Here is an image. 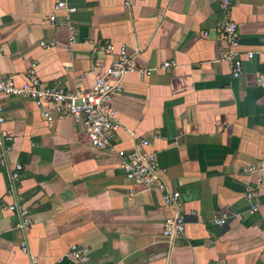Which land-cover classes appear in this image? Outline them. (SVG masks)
<instances>
[{
	"label": "crops",
	"instance_id": "0c3cea01",
	"mask_svg": "<svg viewBox=\"0 0 264 264\" xmlns=\"http://www.w3.org/2000/svg\"><path fill=\"white\" fill-rule=\"evenodd\" d=\"M57 1L0 0V77L20 84L33 67L45 85L87 88L120 46L151 74L123 76L112 150L92 148L71 118L47 124L28 98L2 99L10 140L2 136L0 159L5 149V161L22 169L9 194L0 165V264H72L71 245L88 247L90 264H264V94L254 85L264 74V0H237L231 12L239 51L253 53L239 78L212 30L225 17L218 0H65L73 13L54 11ZM93 41L113 43V54L94 51ZM166 61L174 67L157 70ZM141 138L180 193V238L162 234L173 209L161 194L129 182L120 166ZM17 199L32 221L26 233L6 209ZM223 216L227 224H215Z\"/></svg>",
	"mask_w": 264,
	"mask_h": 264
},
{
	"label": "built area",
	"instance_id": "2783aa9c",
	"mask_svg": "<svg viewBox=\"0 0 264 264\" xmlns=\"http://www.w3.org/2000/svg\"><path fill=\"white\" fill-rule=\"evenodd\" d=\"M236 1L218 0L219 7L224 12L225 17L223 21L216 22L212 27L216 38L222 43V60L229 65L232 78H239L243 73L244 60L253 57L252 52L241 53L239 51V30L237 24L231 19V12ZM53 9L54 11L66 9L68 13L75 11L66 7L65 0H58ZM48 21L50 23L56 22L54 13L48 17ZM69 29L70 45H73L75 43V37L72 34L74 27L70 25ZM203 35L207 36L208 31H204ZM39 45L44 49H50L54 46L52 42H40ZM93 45L94 51H101L104 55H111L114 52V45L109 41H93ZM174 65L173 61H166L157 70H168L173 68ZM100 66V62L96 63V67ZM95 70L93 83L87 88H66L63 87L61 82L45 85L40 81L33 67L26 73V78L20 84L16 82L13 74L0 77V126L5 120L2 99L28 98L34 103L42 119L47 124H51L55 120L71 118L82 125L87 141L92 148L112 150L113 136L120 129L112 101L122 88V78L129 72H138L148 76L151 71L138 69L124 46L118 48L117 59L102 71H97V68ZM254 85L264 94V74L255 76ZM2 136H6L5 138L10 140V136L4 135L0 129V146L2 145ZM149 147L150 143L147 139L137 140L133 148L123 155L120 166L129 182L161 194L163 205L173 209V214L162 224V234L164 237L180 238L184 235L186 225L184 215L175 211L181 206L180 193L167 187L165 181L166 171L160 166L155 153L149 150ZM1 153L0 165L8 172L11 185L10 194L15 190L18 173L22 167L18 164L11 167L4 159V155L7 154L5 149ZM256 170L257 165L252 164L244 169V173L251 174ZM254 195L253 187L251 185L247 186L246 198L252 202ZM6 209L17 213L19 217L17 227L23 233H26L32 225L26 207L20 206L19 199H17L16 203L7 205ZM256 210V206L252 205L248 213L253 214ZM214 222L220 226L226 225L227 218L223 216L215 219ZM20 250L24 253L27 252L25 241L20 244ZM67 256L72 264L91 263V254L88 247L71 245L67 251Z\"/></svg>",
	"mask_w": 264,
	"mask_h": 264
}]
</instances>
